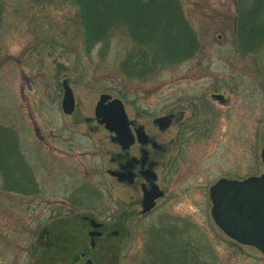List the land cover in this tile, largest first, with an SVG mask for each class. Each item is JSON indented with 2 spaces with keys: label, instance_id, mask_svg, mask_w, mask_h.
Instances as JSON below:
<instances>
[{
  "label": "rangeland",
  "instance_id": "1",
  "mask_svg": "<svg viewBox=\"0 0 264 264\" xmlns=\"http://www.w3.org/2000/svg\"><path fill=\"white\" fill-rule=\"evenodd\" d=\"M180 2L197 34L195 56L141 78L123 68L136 53L126 30L88 50L71 0H0V126L14 132L19 159L10 178L0 171V264H35L34 251L60 225L85 237L78 243L87 257L76 264H141L145 246L168 226L199 249L213 247L217 264H264L259 249L218 227L210 197L223 178L264 172V46L248 53L237 42L240 0ZM65 81L75 95L72 115L62 108ZM102 94L122 100L151 134L154 117L177 115V125L161 135L175 140L173 166L163 173L166 194L146 216L124 221L131 191L105 171L108 134H92L83 121L95 117ZM84 216L119 234L97 239L92 249Z\"/></svg>",
  "mask_w": 264,
  "mask_h": 264
},
{
  "label": "trees",
  "instance_id": "2",
  "mask_svg": "<svg viewBox=\"0 0 264 264\" xmlns=\"http://www.w3.org/2000/svg\"><path fill=\"white\" fill-rule=\"evenodd\" d=\"M71 1L78 8L88 50L100 43L106 45L118 30H126L130 34L136 53L124 60L123 68L131 76L142 78L162 66L192 59L199 48L197 34L185 18L180 0ZM2 20L3 8L0 5V27ZM236 38L248 53L259 52L263 48L264 0H240ZM17 150L18 139L14 132L0 126V171L8 174L9 178L15 174L14 163L16 165L19 161ZM56 229L54 238L34 251L35 264H76L82 259L80 251L84 246L78 242L85 237L79 230L63 225ZM192 242L191 236L185 238L168 226L145 246L140 263L217 264L218 256L213 247L199 249L198 244ZM190 245L194 246L193 251Z\"/></svg>",
  "mask_w": 264,
  "mask_h": 264
},
{
  "label": "flooded vegetation",
  "instance_id": "3",
  "mask_svg": "<svg viewBox=\"0 0 264 264\" xmlns=\"http://www.w3.org/2000/svg\"><path fill=\"white\" fill-rule=\"evenodd\" d=\"M65 82L68 83L67 81ZM219 95L224 96L222 102L227 101V97L224 94ZM110 102L111 100H108L106 104H109ZM73 114H75V111ZM126 114L128 116V126L127 128L124 127L125 131L123 136H119L115 131L108 130L105 124L100 123V118L96 116V108L95 117L83 118L84 123L92 134H97L102 130L108 134L111 147L107 152L108 166L104 167L105 171L115 182L131 191L129 201L125 205L126 208H130V210L129 214L125 211L127 215L124 216V221L131 218L134 219L137 216H146L155 209L153 208L149 210L150 205L154 203V206L152 207H155L157 202L165 196L166 191L162 185L165 180L163 173L165 169H170L173 166V161L168 158V155L172 147L175 145V140L171 139L170 141H164L161 135L167 133L174 125H177V115L173 111L162 116H156L153 118V125L157 129V133L151 134L144 123L138 119L130 118L127 112ZM165 116L171 118V124L166 130H162L155 124V120L159 117ZM75 123L80 124L82 122L76 121ZM182 124L185 125V122ZM88 139L89 141L92 140H90L89 137ZM63 141L65 144H68L67 138ZM68 147L70 150L74 149V141L72 142L70 140ZM93 147H96V145L93 144ZM160 192H164V196L155 199V196L160 194ZM151 197L154 200L150 201ZM133 208L136 209L132 210ZM83 219L89 221L91 226L88 235H90V232L92 231L102 232L103 235L97 238L101 239L110 233V229L106 227V222L97 221L103 226L95 229L91 224V217L84 216ZM109 235H113V231Z\"/></svg>",
  "mask_w": 264,
  "mask_h": 264
},
{
  "label": "water",
  "instance_id": "4",
  "mask_svg": "<svg viewBox=\"0 0 264 264\" xmlns=\"http://www.w3.org/2000/svg\"><path fill=\"white\" fill-rule=\"evenodd\" d=\"M63 85L65 93L62 108L66 114L71 115L76 108L74 93L68 83L65 82ZM213 98L222 101L224 96L215 94ZM108 100L111 102L106 104ZM96 116L108 130L123 136L128 126V116L122 100L103 94L96 107ZM155 124L166 130L171 124V118L159 117L155 120ZM261 155L264 164V148ZM163 196L164 192H160L155 199ZM210 197L213 202L212 216L218 227L238 243L253 246L264 254V172L260 176H252L244 180L223 178L211 187ZM152 200L154 199L151 197L150 201ZM153 205L154 203L149 208ZM91 224L95 229L103 226L94 219L91 220ZM118 234V231L113 232L115 236ZM102 235V232H90L92 248L96 245L95 237ZM83 256L85 257L86 254ZM86 264L93 262L88 259Z\"/></svg>",
  "mask_w": 264,
  "mask_h": 264
}]
</instances>
